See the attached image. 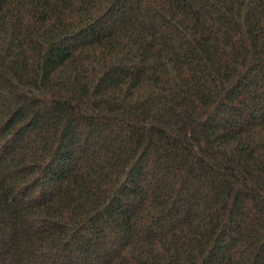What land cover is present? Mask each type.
Here are the masks:
<instances>
[{"label":"trees","instance_id":"obj_1","mask_svg":"<svg viewBox=\"0 0 264 264\" xmlns=\"http://www.w3.org/2000/svg\"><path fill=\"white\" fill-rule=\"evenodd\" d=\"M0 264H264V0H0Z\"/></svg>","mask_w":264,"mask_h":264}]
</instances>
